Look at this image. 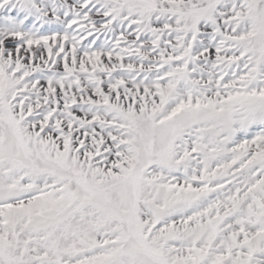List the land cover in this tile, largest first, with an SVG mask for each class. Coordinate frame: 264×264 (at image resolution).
<instances>
[{"label":"snow or ice","instance_id":"1","mask_svg":"<svg viewBox=\"0 0 264 264\" xmlns=\"http://www.w3.org/2000/svg\"><path fill=\"white\" fill-rule=\"evenodd\" d=\"M0 264H264V0H0Z\"/></svg>","mask_w":264,"mask_h":264}]
</instances>
